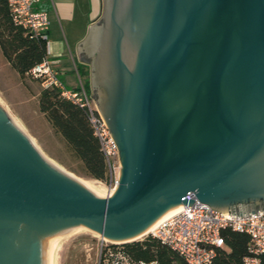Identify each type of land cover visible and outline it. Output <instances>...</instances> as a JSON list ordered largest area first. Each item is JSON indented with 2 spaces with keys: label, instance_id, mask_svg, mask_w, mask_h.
I'll list each match as a JSON object with an SVG mask.
<instances>
[{
  "label": "water",
  "instance_id": "water-1",
  "mask_svg": "<svg viewBox=\"0 0 264 264\" xmlns=\"http://www.w3.org/2000/svg\"><path fill=\"white\" fill-rule=\"evenodd\" d=\"M103 4L78 53L106 90L118 185L104 196L57 171L0 106V264H52L76 226L137 240L188 194L220 212L264 202V0Z\"/></svg>",
  "mask_w": 264,
  "mask_h": 264
},
{
  "label": "built area",
  "instance_id": "built-area-1",
  "mask_svg": "<svg viewBox=\"0 0 264 264\" xmlns=\"http://www.w3.org/2000/svg\"><path fill=\"white\" fill-rule=\"evenodd\" d=\"M40 0H7L12 19L32 36L46 40L49 29L48 14L37 8ZM30 78L39 81L42 87H55L60 94L73 104L88 112V120L93 134L98 138L108 169L109 188L106 195L113 193L118 185L120 162L116 143L100 112L94 105L92 94L83 83L75 88H67L58 79L57 71L45 58L34 65L27 73ZM192 205L183 204L180 210L160 221L147 235L157 238L162 244L177 253L185 264H215L217 249L225 246L222 230L230 229L246 233L249 237L247 251L242 264H259V254L264 252V208L250 210L211 209L200 202L193 194ZM146 236V235H145ZM94 264H156L133 259L122 248V243H113L101 238Z\"/></svg>",
  "mask_w": 264,
  "mask_h": 264
},
{
  "label": "trees",
  "instance_id": "trees-1",
  "mask_svg": "<svg viewBox=\"0 0 264 264\" xmlns=\"http://www.w3.org/2000/svg\"><path fill=\"white\" fill-rule=\"evenodd\" d=\"M0 50L4 59L19 74L26 73L47 58L46 40L32 36L14 23L7 0H0ZM84 77V88L89 91V71L78 67ZM38 107L45 119L60 135L73 156L80 161L86 176L105 181L108 178L103 152L88 120V112L60 94L55 87H41ZM225 246L217 249L215 264H242L248 254L249 237L246 233L230 229L221 232ZM122 248L133 259L156 264H185L182 258L157 238L146 235L139 240L122 243ZM264 264V252L259 255Z\"/></svg>",
  "mask_w": 264,
  "mask_h": 264
},
{
  "label": "rangeland",
  "instance_id": "rangeland-1",
  "mask_svg": "<svg viewBox=\"0 0 264 264\" xmlns=\"http://www.w3.org/2000/svg\"><path fill=\"white\" fill-rule=\"evenodd\" d=\"M87 70L89 71V93L94 97L89 66ZM58 79L67 88H73L80 83L77 75L71 72L68 76L65 73L59 74ZM80 80L85 81L84 77ZM41 87L39 81L28 75L20 77L4 59L0 50V102L2 105L57 171L76 181L93 183L97 190H101L100 193L106 196L109 188L108 178L102 181L86 176L80 161L73 156L60 135L53 130L43 113L40 112L38 93ZM94 105L100 112L95 102ZM89 231L82 227L75 232L66 233L59 239L54 245L52 264H94L101 238L100 235Z\"/></svg>",
  "mask_w": 264,
  "mask_h": 264
},
{
  "label": "crops",
  "instance_id": "crops-1",
  "mask_svg": "<svg viewBox=\"0 0 264 264\" xmlns=\"http://www.w3.org/2000/svg\"><path fill=\"white\" fill-rule=\"evenodd\" d=\"M102 0H40L37 8L48 14L50 21L46 42L47 59L59 74L69 72L80 79L78 67L87 70V62L80 59L78 44L89 26L97 23L102 12ZM83 83V82H82ZM77 87L74 86L73 88ZM262 201L242 204V209L264 208Z\"/></svg>",
  "mask_w": 264,
  "mask_h": 264
},
{
  "label": "flooded vegetation",
  "instance_id": "flooded-vegetation-1",
  "mask_svg": "<svg viewBox=\"0 0 264 264\" xmlns=\"http://www.w3.org/2000/svg\"><path fill=\"white\" fill-rule=\"evenodd\" d=\"M102 3H103V0H102ZM103 6H104V4H102V12H101V15L99 16V18L97 20V25H99V26L100 25L101 26L104 25V8H103ZM82 56L86 60L88 66L90 67V73L93 74L92 67H91L92 60H93L92 57L89 56L87 54V52H83ZM93 86H94L95 90L98 88V89H101V91H102L101 94H97V92H96V94L94 95L95 98L93 97L94 98V102H95V104L98 107L104 101L102 96L105 95L106 90L104 89V85L102 84V82H98V83H96ZM261 204H262V206H264V202H261ZM226 208L227 209H233V210H242V203L241 202H234V203L229 204Z\"/></svg>",
  "mask_w": 264,
  "mask_h": 264
},
{
  "label": "bare ground",
  "instance_id": "bare-ground-1",
  "mask_svg": "<svg viewBox=\"0 0 264 264\" xmlns=\"http://www.w3.org/2000/svg\"><path fill=\"white\" fill-rule=\"evenodd\" d=\"M0 106L1 107H3L4 109H5V111L8 113V115H10V112L2 105V103L0 102ZM10 117L13 119V117L10 115ZM13 121L15 122V124L18 126V127H20L17 123H16V121L13 119ZM20 129H21V127H20ZM23 131V130H22ZM24 132V131H23ZM27 135V134H26ZM95 182V181H94ZM97 183V182H96ZM86 184H89V185H92V186H94V184L93 183H91V182H88V183H86ZM99 185V184H98ZM102 185V184H101ZM95 188H96V186H94ZM97 189V188H96ZM99 191V190H98ZM101 191V190H100ZM99 191V192H100ZM102 194V193H101ZM180 210V208L179 209H177V210H175V211H173V212H171V213H169V214H167L166 216H164L163 218H161L160 220H158L155 224H153L150 228H148L144 233H146V232H150L152 229H154V227L160 222V221H162L163 219H166L167 217H169V216H171V215H173V214H175V213H177L178 211ZM79 228H82V226H76V227H73V228H71V229H69V230H67L64 234H62L58 239H57V241L59 240V239H61L64 235H66V233H69V232H75L77 229H79ZM90 232V231H89ZM96 234V233H95ZM96 235H99V234H96ZM143 235V234H142ZM101 238V237H100ZM56 241V242H57Z\"/></svg>",
  "mask_w": 264,
  "mask_h": 264
}]
</instances>
